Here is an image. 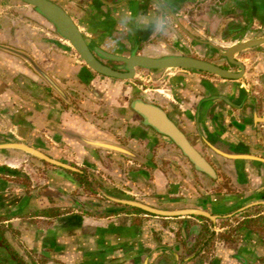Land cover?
I'll use <instances>...</instances> for the list:
<instances>
[{
	"label": "crops",
	"instance_id": "crops-1",
	"mask_svg": "<svg viewBox=\"0 0 264 264\" xmlns=\"http://www.w3.org/2000/svg\"><path fill=\"white\" fill-rule=\"evenodd\" d=\"M52 1L92 48L115 55L175 53L167 39L178 23L166 9L185 28L228 48L264 37V0H166V9L152 0ZM125 12H164L170 33H121L117 18ZM11 48L27 53L63 95ZM236 58L245 67L239 80L167 69L138 75L142 85L120 81L91 70L33 7L0 0V228L41 264H264V227L258 225L264 222L258 223L264 219V45ZM138 98L168 112L214 166L217 182L142 124L132 108ZM79 137L137 145L147 162L85 145ZM87 169L95 172L89 181L102 198L138 196L160 210L199 208L229 218L261 212L227 231L219 220L162 217L108 201L96 200L98 210L88 200ZM111 181L121 191L100 188Z\"/></svg>",
	"mask_w": 264,
	"mask_h": 264
},
{
	"label": "water",
	"instance_id": "water-1",
	"mask_svg": "<svg viewBox=\"0 0 264 264\" xmlns=\"http://www.w3.org/2000/svg\"><path fill=\"white\" fill-rule=\"evenodd\" d=\"M18 1H20L24 5L33 7L42 17H44L49 23H51L54 27L55 32L73 46L82 61H84L93 71L103 76L119 80L134 79L139 69L150 71L165 69H191L213 74L224 80H239L244 76L245 67L241 61L236 59V55L248 49L264 45V37H262L238 43L229 47L226 51H221L216 45L198 39L200 42L207 43L212 48L217 50L220 55H222L229 61V63L239 67L240 71L238 73L223 68L212 62L188 55L165 54L160 57H150L140 55L137 53V51H133L129 56L115 55L107 53L100 48H91L89 43L87 42L86 37L80 30L77 23L71 17V15L62 6L55 3L54 1ZM152 1L154 2V0ZM164 9L166 8L164 7ZM166 10L181 26L176 15L170 9ZM11 51L17 55H20V57H23L25 60L32 62L38 72H40L41 75L45 76L48 83L53 88H55L56 91L63 95V92L58 84L50 77L48 73L38 68L34 64V61L30 59L27 53L17 49H12ZM102 60L118 61L124 63V65L118 66L117 69H113L105 65ZM132 108L141 117L142 124L145 125L146 128L169 140L175 147H177L181 151L182 155L189 161L195 171L200 174H204L213 180L218 178L217 171L214 166L196 148V146L191 142L186 133L177 125V123L170 117L165 109L158 106L157 104L145 102L143 100H135L132 104ZM77 139H79L85 145L115 153L139 163L147 162L145 157H143L141 154L119 143L111 141L88 140L83 137H79ZM20 147L29 154L34 155L40 159L46 160L55 165L68 167V165L53 160L40 151L26 146ZM121 202L142 209L145 212L163 217L198 216L209 218L212 221H215L218 218L217 215H213L210 211L199 208L160 210L139 201L126 199Z\"/></svg>",
	"mask_w": 264,
	"mask_h": 264
},
{
	"label": "rangeland",
	"instance_id": "rangeland-1",
	"mask_svg": "<svg viewBox=\"0 0 264 264\" xmlns=\"http://www.w3.org/2000/svg\"><path fill=\"white\" fill-rule=\"evenodd\" d=\"M179 23L181 24L182 27L178 24L177 27H175V29H174V32H175L174 35H171L169 37V39H167V41H168L167 47H168V49L170 51L175 52V53L177 52V54H180V55L194 56V57H197V58H200V59H203V60L212 62V63L217 64V65H222V66L226 67V69H229L231 71H232V69L239 68V67H237V66L232 65L231 63H229V61L225 57H223L222 55H220L219 52L217 50H215L214 48H212L210 45H208L207 43H203V42H200L199 41V40H202V41H205V42L212 43V44L216 45L217 47H219V49L221 51H226L228 49V47H226L224 45H221V44L219 45V43L221 42L220 39H217L218 42H213V41L205 38L204 36H201V35L199 36L195 32L190 31L189 29L185 28L180 21H179ZM241 53L237 54L236 56L239 57ZM147 71L148 70H143V69L138 70L136 77L134 79H132V80H129V81H131L132 83H135V84H141L142 85L143 82H142L141 78L138 77V75L139 76L142 75L141 77H144L143 75L145 73H147ZM167 141H169V140H167ZM136 146L133 147L134 150H136V148H137ZM164 153H167V152H163L162 155H164ZM140 154L143 157L145 156L142 152ZM153 155H155V154H153ZM145 157H147V156H145ZM96 169L98 171L100 170V174L103 175V173L101 172V169H98V168H96ZM87 171H89V174L87 175L88 176V178H87L88 179L87 180L88 182H87V185H86L87 186L88 200L89 201H96V200L97 201H103V202L106 203L105 205H110L109 203H107V200L106 199L102 198L101 196H98L96 194V192H94V184L92 185L90 183L91 181H89V180L90 179H93L92 181H95L94 180V177H95L94 175L95 174H93L95 172H92L91 170H88V169H87ZM215 181L217 182L218 179H215ZM224 181L225 180L222 179L220 181V185L217 186L215 189H217L218 191H220V190L222 191L223 190V186H224V184H223ZM114 184H117V183H114ZM99 186L106 193H110V194H112L111 192L114 191V189L116 191L117 190L118 191H121V188H116V186H113L112 185V181H111V183L110 182H107V185L106 184L103 185V184L100 183ZM124 198H126L127 200H134V201H139V202H142L143 203V201H141V197H138V196L137 197H133V196H131V197H124ZM260 212L261 211H253L252 210V211H247V212H243V213H237L236 215H233L230 218L229 217H224V213H220V214H218L220 217H218L215 220V222H217V220H219L218 225L220 227L223 226V225H225V226L227 225L228 226L227 231H230V230L233 231L236 228L240 227L238 221H240L242 219V217L253 216V215L259 214ZM262 220L264 221V219L258 220V223H259V221H262ZM258 225H260L261 227H264V222L263 223H260ZM249 226H250V224H249ZM251 226H252V224H251ZM28 255H30V257H32V259L34 260V263L35 264H41V260H39L37 257L35 258L31 254H28Z\"/></svg>",
	"mask_w": 264,
	"mask_h": 264
},
{
	"label": "flooded vegetation",
	"instance_id": "flooded-vegetation-1",
	"mask_svg": "<svg viewBox=\"0 0 264 264\" xmlns=\"http://www.w3.org/2000/svg\"><path fill=\"white\" fill-rule=\"evenodd\" d=\"M18 1V0H16ZM19 3H21L20 1H18ZM56 3V2H55ZM22 4V3H21ZM34 9V8H33ZM35 10V9H34ZM35 13L41 17L44 21H46L48 24H50L52 27L53 25L51 23H49L44 17H42L36 10ZM54 28V27H53ZM91 47V46H90ZM92 48V47H91ZM168 54H177V53H168ZM102 62L113 68V69H117L118 66L124 65V63L122 62H118V61H114L115 63H112V61L109 60H102ZM86 64V63H85ZM87 65V64H86ZM217 65V64H216ZM88 66V65H87ZM223 68H226L222 65H219ZM89 67V66H88ZM90 68V67H89ZM92 70V69H91ZM140 70V69H139ZM167 70V69H165ZM150 71V70H148ZM154 71V70H153ZM159 71V70H156ZM197 71V70H196ZM95 72V71H94ZM138 72V71H137ZM201 72V71H200ZM97 73V72H95ZM99 74V73H97ZM101 75V74H99ZM103 76V75H102ZM106 77V76H105ZM114 79V78H112ZM119 80V79H116ZM120 81H129V80H120ZM136 100H143L141 98H138ZM144 101V100H143ZM146 102V101H145ZM150 103V102H149ZM145 126V125H144ZM146 127V126H145ZM91 148V147H90ZM94 149V148H92ZM92 183V182H91ZM95 182H93L94 184ZM97 184V183H96ZM109 195V194H108ZM111 196V198H109L108 196H103L104 199H106L108 202H111L114 205H118V206H122V207H130L134 210L137 211V207L125 204L121 201L126 200V198H124L122 195H109ZM91 203H93L94 205H98V210L99 208V204L96 201H90ZM86 206V205H85ZM88 208V207H87ZM139 209V208H138ZM142 212L144 213H148L143 211L142 209H140ZM87 211H89L87 209ZM151 214V213H148ZM154 215V214H152ZM158 216V215H157ZM163 217V216H162ZM190 217H197V218H201V219H206L211 221V219L209 218H205V217H198V216H190ZM19 242L15 239V237H13V235H7L6 231L2 230L0 228V264H35L34 260L32 259V257H30V255H28V253L21 247V245L19 244Z\"/></svg>",
	"mask_w": 264,
	"mask_h": 264
},
{
	"label": "clouds",
	"instance_id": "clouds-1",
	"mask_svg": "<svg viewBox=\"0 0 264 264\" xmlns=\"http://www.w3.org/2000/svg\"><path fill=\"white\" fill-rule=\"evenodd\" d=\"M159 8H164L166 0H154ZM117 29L121 33L134 35L137 32H149L152 37H165L170 33L169 18L166 13L157 15L137 14L132 16L127 12L121 13L117 18Z\"/></svg>",
	"mask_w": 264,
	"mask_h": 264
},
{
	"label": "trees",
	"instance_id": "trees-1",
	"mask_svg": "<svg viewBox=\"0 0 264 264\" xmlns=\"http://www.w3.org/2000/svg\"><path fill=\"white\" fill-rule=\"evenodd\" d=\"M137 209V211H141L140 209H138V208H136ZM255 221H257V220H249V223L251 222V223H254ZM23 264H26V263H23Z\"/></svg>",
	"mask_w": 264,
	"mask_h": 264
}]
</instances>
